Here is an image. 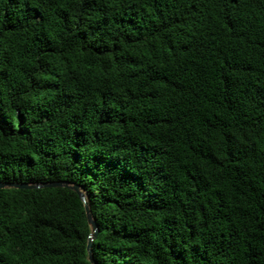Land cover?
Masks as SVG:
<instances>
[{
	"label": "trees",
	"instance_id": "obj_1",
	"mask_svg": "<svg viewBox=\"0 0 264 264\" xmlns=\"http://www.w3.org/2000/svg\"><path fill=\"white\" fill-rule=\"evenodd\" d=\"M57 181L96 264H264V0H0V182ZM90 234L0 188V264Z\"/></svg>",
	"mask_w": 264,
	"mask_h": 264
},
{
	"label": "water",
	"instance_id": "obj_2",
	"mask_svg": "<svg viewBox=\"0 0 264 264\" xmlns=\"http://www.w3.org/2000/svg\"><path fill=\"white\" fill-rule=\"evenodd\" d=\"M44 187H68L72 190H74L82 199L86 211L87 220L89 223V226L91 228V234L88 238L87 243V251H88V260L91 264H96L93 256V250H92V241L96 238L98 234V228L97 225L93 219L92 212L88 206V202L86 199V194L84 191L79 187L77 184H70L68 182L64 181H57V182H48V183H35V184H28V183H1L0 182V188H18V189H38V188H44Z\"/></svg>",
	"mask_w": 264,
	"mask_h": 264
}]
</instances>
